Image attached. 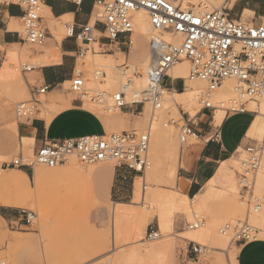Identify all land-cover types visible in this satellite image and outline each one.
<instances>
[{"label":"rangeland","instance_id":"obj_1","mask_svg":"<svg viewBox=\"0 0 264 264\" xmlns=\"http://www.w3.org/2000/svg\"><path fill=\"white\" fill-rule=\"evenodd\" d=\"M210 4L213 8L225 9L231 18L242 23L264 24V0H225L220 6L216 5L214 0H210ZM245 10L253 14L245 13L247 16L243 17ZM39 16L45 17L43 7ZM94 21L95 16L90 25H93ZM134 22L132 18V32L125 37L127 42L134 39L131 45L127 43L126 46H116L111 52L102 53L95 43L96 54L88 53L84 58L78 59L76 75L84 81L80 93L71 92L70 84L66 83L54 94L56 100L81 99L84 108L102 119L105 129L103 134L149 133V167L144 174L132 173L131 178L126 182L125 194L120 197V201L113 199L111 203L99 200L94 182L84 175L102 165H84L75 158H70L64 165L54 168L34 166L32 169L34 175L30 184L21 175L17 178L3 176L12 171L23 170L6 168L5 165L10 164L20 155L31 158L34 152L33 140L28 139L25 144L17 133L18 122L22 120L16 116V105L30 100L24 72L19 70V66L32 67L42 64V58L34 57L33 51H44L42 47L30 45L23 47L16 45L5 49L6 62L0 70V179H2L0 207L32 212L34 219L20 232L28 234L38 232L39 235L30 239L31 235L19 234L14 244L1 245L0 264H236L237 250L231 243V236H223L220 233L224 227L247 220L252 227L260 230L257 237L264 239V206L256 214L247 213L246 206L241 203L243 184L238 175L243 173L241 161L245 159V154L241 150L240 156H235L226 163L230 171L215 180L217 191L206 203L200 205L190 203L189 200L194 197H189L179 189L177 184L179 164L174 185L165 179L163 170L168 166L171 152L177 150L180 159L182 148L196 143L193 139H189L185 145L179 142L180 128L184 125V114L194 117L203 108L201 100L205 96H208L207 99L217 107L218 103H225L233 95L222 100L214 95L209 96L205 83L187 80L189 64L182 62L187 65L186 78H182L185 87L182 85L180 91L175 93L182 94L190 89L191 85H202L195 98L190 101L182 99L177 105V111L165 103L166 95L162 98L159 110H153L149 104H135L141 99V92L145 89V87L142 89L137 87L138 79L133 80L138 77L136 72L138 69L135 66L139 67V64L148 58L150 40L139 37L138 27ZM16 24L17 32L21 33L20 21ZM42 24L49 30L44 18ZM65 24H71V20L63 18L58 23L52 22L49 34L56 41L65 38ZM148 33V35L154 34L152 29ZM163 36V40L167 36L172 37L167 34ZM109 64L116 66V69L109 70L107 68ZM147 65L149 66V58ZM97 73L100 76L96 78ZM128 80L131 81V90L141 92L138 96H135L134 92H126L124 99L127 104L126 109L114 110L113 98ZM228 83L235 86L234 81H226L221 88ZM129 95H134L136 99H133L134 96L131 99ZM257 99L255 97L246 104V110L256 113L254 116L260 123L257 133L250 138L254 141L260 140L264 129V116L254 111L258 103ZM38 100L40 102V106L37 107L40 111L38 117L50 118L62 109L50 105L45 96H40ZM135 107H137L135 113L127 115L126 112ZM221 110L218 108L215 113L222 111L225 113ZM247 184L251 187L255 198L260 200L264 198V162L255 175L247 177ZM143 187L146 189L144 190ZM231 187L233 190L224 194L223 191ZM184 196L188 199L185 200ZM2 203H9L10 206ZM115 203H125L128 214L120 218L115 217L114 211L117 208ZM139 214L143 215L140 217ZM94 215H105V219L95 223ZM194 215L204 220V226L190 230L188 226L194 222ZM150 226L160 235L159 239L152 242L145 240V232ZM198 230H206L207 237L201 241L186 240L189 238L187 237L189 232ZM0 240L1 242L4 240L2 232H0ZM193 242L202 247L201 253L196 256L190 253Z\"/></svg>","mask_w":264,"mask_h":264},{"label":"built area","instance_id":"obj_2","mask_svg":"<svg viewBox=\"0 0 264 264\" xmlns=\"http://www.w3.org/2000/svg\"><path fill=\"white\" fill-rule=\"evenodd\" d=\"M95 8L93 25L86 24L77 31L72 24H65L66 38H74L80 45L77 58L88 53L96 54L95 43L100 50L106 48L104 42L112 46L131 45L125 40L132 32L133 12L145 11L153 31L149 41V66L146 71V85L141 99L135 104H149L153 110H159L162 104L163 85L168 72L182 62L189 64L188 81L205 83L207 92L221 88L226 81H234L232 98L220 104L225 114L236 115L248 112L246 104L264 93V24H247L229 16L225 9L211 7L210 0H92ZM43 0H0V6H17L21 10L19 21L22 32L19 34L23 45L41 48L45 45L49 33L43 27L39 12ZM81 1L78 0V3ZM97 10V12H96ZM163 34L180 36L182 41L175 45L162 39ZM32 67L19 66V70L28 73ZM70 91L80 93L84 81L75 76ZM128 80L113 98L114 110L125 109V93L130 91ZM185 87V86H184ZM48 86L35 88L30 100L16 105V116L20 120L31 119L37 112L38 98L44 96ZM138 96V95H137ZM208 96L202 98L204 109L215 111ZM197 133L184 122L180 128L179 142L185 145L189 139H197ZM148 132L119 133L111 135H90L46 142L36 148L31 158L17 157L6 168L12 167L32 170L36 165L48 168L62 166L70 158L84 165L95 166L112 164L116 168H125L136 174H144L149 167ZM245 159L241 161L243 173L239 174L242 185L241 203L247 213H258L264 206V198L253 196L247 177L255 175L264 162V129L259 141L251 143L241 150ZM240 156V151L236 155ZM29 226L34 219L32 212L21 210ZM204 220L194 215V222L188 226L196 230ZM260 230L252 227L247 220L233 226L224 227L220 233L231 236L234 245H245L257 241ZM159 233L152 226L145 232L148 242L159 239ZM202 247L192 243L190 253L200 254Z\"/></svg>","mask_w":264,"mask_h":264},{"label":"crops","instance_id":"obj_3","mask_svg":"<svg viewBox=\"0 0 264 264\" xmlns=\"http://www.w3.org/2000/svg\"><path fill=\"white\" fill-rule=\"evenodd\" d=\"M43 0L42 7L45 14V22L52 29V22H60L63 18L71 20V24L77 31L81 26L90 24L95 8L92 0ZM21 10L17 6H0V70L6 62L7 47L24 46L20 41V32H17V24ZM42 18V22H43ZM55 29V26H54ZM49 30L47 29L48 33ZM106 48L101 52H111L116 48L104 42ZM79 41L74 38H63L55 40L50 34L44 51H33L36 58H42L40 65L32 66L28 73H24L26 87L31 93L35 88L48 86L49 90L44 95L46 101L53 107H61L55 115L48 117L36 116L18 122L17 133L19 139L27 144V140H33V149L46 142L58 141L81 136L102 135L105 132L102 119L92 111L84 108L81 99L72 101L56 100L54 94L59 87L69 83L76 76L77 51ZM32 80V83H30ZM163 85L168 92L180 91L181 86H185L183 79H172L166 76ZM184 88V87H183ZM40 106V103L39 105ZM126 109V108H125ZM135 109L128 110L127 115H133ZM254 112L242 114H225L220 125H214L215 111L202 108L194 117L184 114L183 121L197 133L195 145L184 146L181 151L178 169V187L189 197H195L201 193L210 181L225 176L229 173V166H225L228 160L251 143L247 137L248 130L256 119ZM185 117V118H184ZM23 138V139H22ZM132 171L125 168H116L111 165H102L91 171L90 179L94 182V189L100 201L111 203L120 201V197L125 194V187L128 178H131ZM22 175L28 183L33 179V170H18L4 174L6 178H17ZM206 188V187H205ZM125 203H115L122 205ZM10 206V204H3ZM105 219V215H94L95 223ZM23 228H27L26 220L21 211L10 207H0V232H2L3 242L1 245L14 244L18 240V235H31L35 238L38 232L33 234L21 233ZM237 250L236 264H264V239L245 245H234Z\"/></svg>","mask_w":264,"mask_h":264},{"label":"bare ground","instance_id":"obj_4","mask_svg":"<svg viewBox=\"0 0 264 264\" xmlns=\"http://www.w3.org/2000/svg\"><path fill=\"white\" fill-rule=\"evenodd\" d=\"M214 2L216 3V5H219L220 6L223 3H225V0H214ZM232 4L230 5V7H232ZM215 9H217V8H215ZM141 11H143V10H141ZM141 11L133 12L131 14L132 15V18H133V22H134V20H136L134 23H135V26L138 27L139 37L140 38L141 37H145V38H147V40H150L151 37H152V35H148L149 34L148 31L151 29V26H150L149 21H148V18H147L148 16H147V13L145 11H143L145 14L143 12H141ZM245 13H250L251 15L253 14L252 12H250L248 10H245L244 13H243V17L244 16H247V15H245ZM42 18H43V16H42ZM241 20H242V18H241ZM163 35H165V34H163ZM167 37H166V39L164 41H166L168 43H172V44H175V45H178V44L181 43L180 42V36L179 37L177 36L176 38L174 36H172L171 38H169V37L167 38ZM131 42L134 43V39L133 38L131 39ZM148 58H149V56H148ZM148 58L145 60V62H143L142 64H139V67H136L135 66V68L138 69L136 71L137 74H138V77L136 76L137 78L135 77L136 79H133V80H137L138 79L139 84H138L137 87L138 88H141V89L143 87H145L144 84H146V81H145L146 80V76H145V74H146V71H147V68H148V65L146 66V64L148 62ZM149 62H150V58H149ZM107 68L109 70H112L113 71L114 69H116V66H114L113 64H109V65H107ZM131 68L134 69L132 65H131ZM2 69H3V66H2ZM186 69H187L186 63H183V64L181 63L179 66H177V67L173 68L172 70H170L168 72V76H170L172 79H182V78H186L185 77V75H186ZM132 72H133V70H132ZM99 73H97L95 75L96 78L100 76ZM131 80H132V78H131ZM134 86H136V85H134ZM201 88H202V85H191L190 86V89H188L187 91H185L182 94H176L174 91H172L171 93H168L167 91H164V95H166V97H165V103H168L169 105H171V107H173V109H175L177 111V105L179 104V102L182 99L183 100H189L190 101V99H192L193 97L195 98V96L197 94H199V91L201 90ZM233 88H234V86L231 83H228L224 87H222L221 89H219L217 92H212V94L210 93L209 96L213 97V95H214L217 99H221V100L222 99H226V98H228L232 94ZM130 91L131 92H134V95L135 96L139 95V93L141 92V91H136L135 92V91H133L131 89H130ZM134 95H131V96L129 95V96L131 98ZM135 96H134L133 99H136ZM256 98H258L257 99L258 100V103L254 107V111L256 110L257 113L260 116H264V93H262L261 95H259ZM210 103H211V105L213 104L212 102H210ZM215 103H217V102L215 101ZM218 104H219V106H217V107L214 106V105H212V106L215 107L216 109H218V108H220V104H222V103H218ZM218 104H215V105H218ZM165 106H166V104H165ZM217 111H220V110H217ZM224 114L225 113L223 111L222 112H216L215 113V116H214V125L215 126H219L220 125V123H221V121H222V119L224 117ZM49 119L50 118H46V120H49ZM259 125H260L259 120L256 117L255 121L253 122V124L251 125L250 129L248 130V133H247V137L248 138L254 137V135L258 131ZM194 145H195V143H194ZM178 164H179V154H178V151L175 150V151L171 152V155H170L169 160H168V166L163 170L164 171L165 179L168 182H170L171 184H173V185H174L175 179H176V170H177ZM225 166H227V164H225ZM82 175H83V172H82ZM84 175H85L86 178L90 179L91 171H88V172L84 173ZM1 181H2V179H0V182ZM143 189L145 190L146 188L143 187ZM232 190H233V188L231 187V189L229 188L226 191L224 190L223 192H224V194H227L228 192H230ZM215 191H217V190L215 189L214 183H213V181H210L207 184L206 188L201 193L197 194L192 200H189V202L190 203H196L197 205H200L202 203H206L208 201V199H210L211 197L213 198L214 194L216 193ZM184 199L187 200L188 198L184 196ZM5 202H7V201H5ZM2 204H9V203H2ZM126 210H127V205H125V204L117 205V208L114 211V216L115 217H118V218L123 217L124 215H127L128 214L126 212ZM140 215L141 214H139L138 216H140ZM143 220H144V218H143ZM203 226H204V224L201 227H203ZM201 227H199V228H201ZM207 234L208 233H207L206 230H198V231L189 232L188 233L189 236H187L189 238L186 239V240L187 241L189 240L191 242L192 241H196V240H200L201 241L204 237H207ZM183 240H185V239H183Z\"/></svg>","mask_w":264,"mask_h":264}]
</instances>
